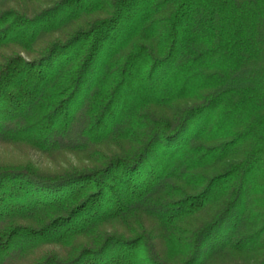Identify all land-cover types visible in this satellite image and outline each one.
I'll list each match as a JSON object with an SVG mask.
<instances>
[{"label": "trees", "instance_id": "1", "mask_svg": "<svg viewBox=\"0 0 264 264\" xmlns=\"http://www.w3.org/2000/svg\"><path fill=\"white\" fill-rule=\"evenodd\" d=\"M0 264H264V0H0Z\"/></svg>", "mask_w": 264, "mask_h": 264}]
</instances>
